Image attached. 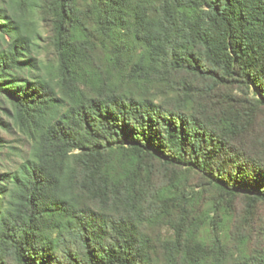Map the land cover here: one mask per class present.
Returning <instances> with one entry per match:
<instances>
[{
	"label": "trees",
	"instance_id": "16d2710c",
	"mask_svg": "<svg viewBox=\"0 0 264 264\" xmlns=\"http://www.w3.org/2000/svg\"><path fill=\"white\" fill-rule=\"evenodd\" d=\"M13 128L30 148L0 172V264L225 260L236 202L243 242L264 205V0H0Z\"/></svg>",
	"mask_w": 264,
	"mask_h": 264
},
{
	"label": "rangeland",
	"instance_id": "374dc122",
	"mask_svg": "<svg viewBox=\"0 0 264 264\" xmlns=\"http://www.w3.org/2000/svg\"><path fill=\"white\" fill-rule=\"evenodd\" d=\"M45 41L41 42V58L46 63L54 64L56 56L51 46L48 33H44ZM181 77V76H180ZM175 87H181L180 85H174ZM8 107V106H5ZM4 121H8L6 117ZM0 137L5 139V147L0 149V172H6L9 169L15 168L21 161V156L29 151L30 145L23 138V136L17 132L16 129H12L10 132L1 131ZM197 185V180H193V173L190 170L183 172L176 183L164 189L162 192L163 204L167 206L177 195L179 188H194ZM237 214L236 219L229 223L224 230V237L222 239V245L229 250L230 253L225 257V260L218 261V251L212 250L213 246L209 247V264H236L239 258L244 261V258H248L252 254L262 255L255 258L254 263L251 260L244 261L242 264H264V205L258 207L255 211L256 215L251 217L256 226L254 231H249V240L247 242L241 241L237 236V225L242 216L245 213V205L242 201L236 202ZM169 230L164 229L160 235L153 236L154 240L166 241L171 238ZM162 252V251H161Z\"/></svg>",
	"mask_w": 264,
	"mask_h": 264
}]
</instances>
